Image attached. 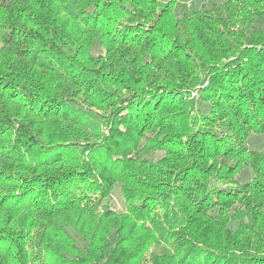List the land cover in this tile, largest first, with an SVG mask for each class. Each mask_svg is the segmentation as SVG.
Instances as JSON below:
<instances>
[{
	"label": "clouds",
	"instance_id": "1",
	"mask_svg": "<svg viewBox=\"0 0 264 264\" xmlns=\"http://www.w3.org/2000/svg\"><path fill=\"white\" fill-rule=\"evenodd\" d=\"M10 3L15 4L16 0H10ZM107 4L108 0H45V7L41 8L38 3L33 4V0H23L20 5L27 6L32 17L45 13L53 19L76 16L77 26L82 31L75 35L83 48L80 58L73 56L67 48L63 50L65 61L73 65L71 76L61 68L48 73L57 81L58 88L45 89L43 96L37 93L31 104L21 99L11 106L10 114L14 115L20 111V105H25V115L19 119L25 123L33 121L38 126L54 127L61 140L45 142L39 135V128L33 131L29 125L28 134L37 140L35 156L28 157V168L32 171L29 175L27 171L17 169L21 176H27L29 182L11 187L5 185L0 196L13 190L20 193L31 189L30 195L39 201L34 216L36 213H63L75 207L79 216L99 227L105 208L111 205L108 196L100 197V194L109 192L116 185H123L129 196H135V184L142 174L145 178L158 174L162 158L154 157L153 153L162 152L170 157L167 163L172 166L173 174L180 171L182 161L191 164L197 159L188 146V136L182 138L176 131L175 114L186 118L185 123L191 127L200 128L207 127L202 117L211 119L217 112H223L230 122L223 131L229 136L226 143L233 148L230 154L234 157L232 162L242 163L234 187L258 181L260 190L259 195L255 194V188L241 191L236 201L230 202L224 210V217H218L231 247L222 249L214 242L200 243L205 238L200 233L194 235L187 231L186 226L179 222L184 217L172 203L169 204L170 218L161 217L154 226L148 225L147 236L141 235L138 240H133L132 247L148 242L155 245L154 259H147L143 264H160L161 261L164 264H213L214 261L215 264H224L225 261L227 264H264V176H257V181H253L252 176L256 173L248 164L254 154L264 159V106L255 105L256 96H264V91L258 92L262 86L255 84V77L241 80L234 89L229 88L234 93L233 101L222 106L217 104L211 93L205 99L200 91L208 87L214 77L218 78V74L234 69L240 63L237 57L245 47L258 54L244 56L245 65H264V2L111 0V8ZM48 9L52 11L48 13ZM98 13L105 22L94 25L93 17ZM0 15L8 16V13L0 8ZM108 17L112 19L108 20ZM160 17L164 18L163 21ZM196 17H211V21L204 26H196L201 41L194 43L191 49L185 45L184 51L190 52V59L184 60L172 50L166 37L158 41L153 34L152 44L146 43L149 34L145 30L151 25H159L164 31L174 26L178 31L172 40H183L190 20L195 21ZM20 22L24 23L23 17ZM0 24H4L3 19H0ZM53 29L60 33L59 41L66 38L61 28L50 22L48 39H52ZM5 31H8L7 26L0 28V33ZM67 39L76 42L72 37ZM4 47L3 40H0V48ZM17 59L0 51V75L9 71L8 65L13 64V71H19L23 80L36 84L39 89V81L32 78L34 73L39 75V70L24 66L30 58H23L19 66L14 64ZM77 72L80 75H76ZM261 75L264 76V68ZM23 80L15 83L18 85ZM249 99L253 105L248 104ZM41 105L48 110L47 117L39 111ZM61 105L69 115L61 114ZM29 107L34 110L28 112ZM189 111L192 112L191 117H188ZM149 139L153 141L151 145ZM115 144L118 147H114ZM201 147L207 152L213 146L211 142L207 145L202 142ZM101 150L106 154L101 155ZM69 154H72L71 163L68 162ZM129 156L132 157L131 163ZM118 157L122 158L119 163ZM213 159L219 166L218 156L214 155ZM208 163L212 160L200 161L204 167ZM128 168L136 169V182L129 180ZM196 179L199 176H195ZM45 183L55 189L50 200L36 195L40 185ZM86 192L98 200L91 199L86 208L83 202L74 203L76 193L83 195ZM257 211L259 218L254 220ZM209 212L215 214L216 209L210 208ZM93 217L97 219L93 221ZM77 222L70 217L63 219L66 226L70 225L69 231L76 245L74 254L63 253L61 256L64 264H105L108 256L103 252L119 247L118 240L123 243L117 232L116 219L105 224L104 242L108 248L103 252L93 245L95 231L85 233L75 227ZM0 227L4 228L0 235H7L9 241L16 245L13 247L9 243L0 247V252L8 249L10 264H43V256L37 261L27 255L40 251L42 237L33 231L31 237L16 240L15 235L19 231L16 225L0 223ZM254 257L259 259L253 260ZM135 264H142L141 259L138 258Z\"/></svg>",
	"mask_w": 264,
	"mask_h": 264
},
{
	"label": "trees",
	"instance_id": "2",
	"mask_svg": "<svg viewBox=\"0 0 264 264\" xmlns=\"http://www.w3.org/2000/svg\"><path fill=\"white\" fill-rule=\"evenodd\" d=\"M254 2L261 3L264 0H254ZM22 3L23 0H16L15 4H11L10 0H0V8L8 13V16L0 15V19L4 20V24H0V28L7 26L8 29V31L0 33V40H3L5 46L0 48V51H3L9 58H18L14 61L17 66L22 63L23 58H30L24 66L39 70V75L34 73L32 77L39 81V89H37L36 84L23 80L19 71H13V64L8 65L9 71L0 75V112H3V115H0V191L4 190L5 185L11 187L13 184L29 182L27 176H21L17 172V169H19L20 172L27 171L30 175L32 170L28 168V157H34L37 152L36 137L28 134L29 125L32 126L33 131L39 128V135L44 138L45 142L61 140L54 127L38 126L33 121L25 123L19 119L25 115L23 112L25 105H20V111H16L14 115L10 114L12 112L11 106L21 99L31 104L37 93L43 96L45 89L58 88L59 84L55 79L48 76V73L55 71L56 68H61L71 76L73 65L65 61L63 50L67 48L73 56L80 58L81 49L83 48V44L79 43V37L75 35L82 31L77 26L76 16H69L67 19L64 17L53 19L45 13L32 17V13L28 11L27 6H20ZM37 3L41 8L45 7V0H33V4ZM107 7L111 8V0H108ZM51 11V9H48V13ZM121 11H123L122 8ZM13 16H15V19H12ZM21 17L24 18V23L20 22ZM111 19L112 17H108V20ZM160 19L163 21L164 18L160 17ZM210 21L211 17H196L195 21L190 20L184 39L178 42L172 40V37L176 36L178 31L174 26L168 31H164V28L159 25H151L149 29L145 30L149 34L146 43L152 44L153 34H156L158 41L166 37L171 43L172 50L181 55L182 59L188 60L191 56L190 52L184 51L185 45L188 49H191L194 43L201 41L196 26H204ZM50 22L55 24L57 28H61L64 37H66L65 39L59 41L57 38L60 33L55 29L51 33L52 39L47 38ZM104 22V17L100 16L99 13L97 17H93L94 25ZM120 23H123V21H120ZM159 33H163V35L161 36ZM17 36L21 39L17 40ZM67 37H72L76 42L67 39ZM248 55L256 56L258 54L247 47L242 49L241 55L237 57L240 63L236 64L234 69L218 74V78L214 77L208 87L200 90L203 92L204 98H209V93H211L218 105L222 106L230 103L234 99V93L230 92L229 88L234 89L241 80H248L252 77H255V84L262 86L258 89V92L264 91V76L261 75V69L264 68V65L258 63L254 67L245 65L243 57ZM88 58L91 59V56L89 55ZM76 75H80V73L77 72ZM17 80H23V82L17 85L15 83ZM10 88L13 90L10 91ZM249 96H252V93H249ZM195 99L194 96L193 100L195 101ZM248 104L253 105V101L249 99ZM255 105L264 106V96L257 95ZM237 108H239V105H237ZM33 110L32 107L28 108V112ZM59 110L63 116L69 115V112L65 110V106L61 105ZM39 111H43L45 117L48 116V110L43 105L40 106ZM39 111H37V118H39ZM191 116L192 112L189 111L188 117ZM185 119H182L179 114H175L176 131L182 138L188 136V146L197 156V159L193 160L191 164H185L182 161L179 165L180 171L173 174L172 166L167 163L170 157L164 156L162 152H155L152 154L154 157L162 158V164L157 168L158 174L147 176V178L142 174L138 182H136V169L128 168L129 180L136 182V194L135 196H129L127 194L128 190L123 185H116L119 186L125 202L124 209L119 210L115 207L113 200V190L116 186L107 193H101L100 197L103 195L108 196L111 205L105 208L104 218L99 220V227L79 216V210L75 207L68 208L63 213L59 211L56 213L49 212L47 215L36 213L34 216L33 212L39 201L36 197L30 195L31 189H26L20 193L13 190L0 196V223L3 225H16L19 230L15 235L16 240L31 237L33 231L42 237L40 251L35 254L27 253L33 259L39 261L43 256V264H64L61 259L63 253L74 254L76 252V245L69 231L70 225L66 226L63 223L65 217L78 221L75 227L82 229L85 233L94 230L93 245L95 248L101 249L102 252L108 248V245L104 242L105 224L112 219H116L117 232L123 243L118 240L119 247L112 248L110 252H103L108 256L105 264H125V260L127 264H135L138 258L141 259L143 264L147 259H154L155 245L148 242L146 245L141 243L132 247L131 242L138 240L141 235L147 236L148 225L154 226L155 222L161 217L170 218L169 204L172 203L173 207L184 217L179 222L186 226L187 231L192 232L194 235L200 233L205 238L200 240V243L214 242L222 249L231 247L218 217H224V210L230 206V202L236 201L241 191L247 192L250 188H255V194H260V190L257 188V176H264V159L254 154L248 162L252 172L256 173L255 176H252V180L257 181L255 184L246 182L240 188L234 187L242 163L240 161L232 162L234 157L230 154L233 153V148L226 143L229 136L223 131L230 123L226 119V114L217 112L211 119L206 116L202 117L207 127L200 128L191 127L185 123ZM244 123H247V120ZM169 124L171 125L172 122L170 121ZM202 142H205L206 145L207 142H211L212 150L204 151V148L201 147ZM148 143L151 145L153 141L149 139ZM76 146L78 147V145ZM113 146L118 147V144ZM21 149L23 150L21 151ZM105 154V151L101 150V155ZM214 155L218 156L219 166L217 160L213 159ZM121 159V157H118L117 163ZM71 160L72 154H69L68 162L71 163ZM202 160H212V163H208L204 167L200 164ZM128 161L132 162L131 156L128 157ZM195 176H199V179L194 180ZM174 184L176 186L171 187ZM49 193H52V195L50 196ZM36 195H43L44 198L50 200L55 195V189L51 184H41L40 191ZM76 197L77 200L74 203L83 202L85 208L91 199L98 200L88 192L83 195L76 193ZM254 207L258 208L259 205ZM210 208H215L216 213H210ZM114 213H118V215L114 216ZM259 215L257 211L253 219H258ZM92 219L94 221L97 218L93 217ZM21 232L22 235L19 234ZM0 233H4L3 227H0ZM9 243L13 247L16 246L13 241H9L7 235H0V247ZM192 250L198 252L197 248ZM7 252L8 249L0 252V261L3 264H10ZM58 252L60 255H58ZM256 259L259 258H253V260ZM160 264H164V262L161 261ZM213 264H215V261ZM224 264H227V262L225 261Z\"/></svg>",
	"mask_w": 264,
	"mask_h": 264
},
{
	"label": "rangeland",
	"instance_id": "3",
	"mask_svg": "<svg viewBox=\"0 0 264 264\" xmlns=\"http://www.w3.org/2000/svg\"><path fill=\"white\" fill-rule=\"evenodd\" d=\"M113 200L115 203V207L119 210L124 209L125 206V202L123 199V196L121 195V192L119 190V186H116V188H114L113 190Z\"/></svg>",
	"mask_w": 264,
	"mask_h": 264
}]
</instances>
